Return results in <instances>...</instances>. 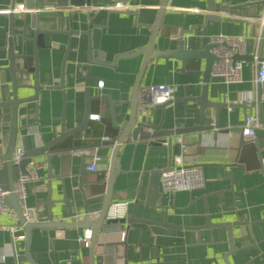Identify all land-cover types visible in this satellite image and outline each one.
<instances>
[{
  "label": "crops",
  "instance_id": "crops-1",
  "mask_svg": "<svg viewBox=\"0 0 264 264\" xmlns=\"http://www.w3.org/2000/svg\"><path fill=\"white\" fill-rule=\"evenodd\" d=\"M115 1L92 0L88 8L48 6L39 12L38 25L45 33L37 40L41 45L37 48V62L32 66L38 67L39 72L19 73L17 80L18 84L33 87L39 83L41 89L37 100L19 108L16 146L23 145L26 153L36 151L57 138L63 124L70 130L84 121L90 38L82 31H89L92 25L103 27L100 50L106 62L114 65L94 64L90 71V94L106 96L91 99V114H99L100 119L90 117L85 129L57 144L49 163L47 153L31 157L38 164L36 173L40 176L39 180L26 183L27 205L36 212L34 222L48 221L50 214L56 222L77 221L85 217L87 209L94 216L103 207L112 151L121 133L117 125L122 127L129 118L133 84L143 62V54L119 56L149 43L151 26L161 3V0H129L128 6H123ZM23 2L0 0V101L13 97L9 38H13L16 53L36 52L37 41L33 40L36 31L31 28V14L23 13ZM210 5L207 0H170L156 49H176L181 31L193 28V34L185 35L186 44L193 49L205 47L214 34L245 36L247 54L252 57L243 59L242 81L226 84L211 78L209 87L212 101H226L232 107H221L218 112L216 107L206 108L205 123H215L217 114L218 127L205 132L202 144H197L198 133L193 128L200 121V109L197 102L183 101L201 93L202 76L190 72L197 66L191 62L183 66L181 61L171 58L149 61L141 87L161 83L177 87V101L166 106L164 115L163 109H157L156 122L164 120L163 128L181 132L173 136L171 147L167 143L154 145L148 140L127 139L118 155L119 173L113 183L112 202H128L126 219L133 215L163 221V210L146 205L151 172L164 170L170 165L171 154L173 160L181 153L176 142L181 136L187 146V161L202 168L204 187L167 194L163 193L160 181L162 195L157 205L168 208V222L184 227L112 223L98 234L94 264H227L226 259L230 264H264V221H260L264 217V131L258 129L251 137L240 131L252 114L264 122V96L255 82L252 61L254 53L264 59V0H215V12L209 11ZM126 8L138 13L137 23L134 15L124 12ZM15 9L20 12L13 24L9 10ZM212 14L218 19L208 21ZM142 23L151 26L140 27ZM72 30L80 34H71ZM204 65L202 61V68ZM14 66L23 68V60H15ZM62 79L66 83L65 112L63 90L58 88ZM99 81L105 83L103 88L99 87ZM34 93V89L26 92L21 88V95ZM250 95L254 101H248ZM240 104L248 107L242 108ZM1 111L0 155H3L11 141L13 108ZM105 135L112 136V141H104ZM94 147L101 158L96 169L88 171L86 165L91 161L88 152ZM207 218L214 223L236 220L244 223L233 228L235 253H228L226 228L201 227ZM18 222L9 213L0 215L1 224ZM87 229L35 228L30 234L29 249L23 228L19 231L25 234L23 240H13L9 230H0V264H90V246L81 240ZM26 250L30 255L24 259Z\"/></svg>",
  "mask_w": 264,
  "mask_h": 264
},
{
  "label": "water",
  "instance_id": "water-1",
  "mask_svg": "<svg viewBox=\"0 0 264 264\" xmlns=\"http://www.w3.org/2000/svg\"><path fill=\"white\" fill-rule=\"evenodd\" d=\"M17 0H14L16 3ZM23 5L25 8V14H31V28L36 31L35 38L33 40H41L42 35L45 33V31L41 30L39 28V20H40V10L43 7H48V6H54L55 8H66V6L69 7H78V8H88L90 6L92 0H23ZM170 0H161V3L159 5V14L154 22V24L148 25L145 23H142L140 27L142 26H148L152 28V33H151V38L149 43L141 48L138 49L134 52L131 53H125L124 55H120L119 57H131L135 56L138 54H143V62H142V67L136 77L135 83L133 84V90L131 94V106H130V113H129V118L124 122V125L121 127L120 125H117L119 129H121V133L119 138L117 139L113 151H112V158H111V163H110V168H109V176L107 179V191H106V196L104 199L103 207L102 209L94 216H92L89 212V210H86V215L83 219L77 220V221H71V222H66V221H59L56 222L53 219V214H50V218L48 221H43V222H34V221H26L25 217L23 216L21 205H20V200L19 197L12 191L14 189L15 182L22 176V174H27V168L29 164L32 162L33 156L35 154H44L47 153L49 154L48 156V163L50 162L51 158V153L53 151V148L57 146V144L62 143L63 141L69 139L70 137H74V134L77 132L85 129V127L88 125L90 122L91 118V99L93 98H104L106 97L105 95H91L90 94V78H91V68L94 64L97 65H105V66H113L114 63L106 62L105 60V54L103 51H101L100 47V39H101V34H102V26H97V25H92V27L89 29V31H82V34H86L88 38H90V49H89V54H88V65H89V73L87 76V79L85 81V98L87 101V106H86V111L84 115V121L79 124L78 126H75L73 129H66V126L63 124L62 126V132L57 135V138L53 139L50 142L44 143L43 145L39 146L36 151L32 152H25V157L22 159V162L18 165L13 164L11 159H12V153L17 145V135L20 130L19 127V121L17 120L18 116V111L19 108L22 104L28 103L30 101H34L38 99L39 92L41 89V86L39 83L35 87L29 85V84H18L17 80V75L19 73H29L35 71L36 74H38V67L34 68L33 62H37V48L38 45L41 43H36V52L34 55H28L25 52L23 53H16V49H14L13 45V38H9L8 40V46L7 49L9 50V69L12 74V85H13V97L8 99V100H2L0 101V117L2 115L3 108L5 107H12L13 112H12V120H13V125H12V131H11V141L9 144V147L7 151L3 154L0 155V162L4 163V166L0 168V185L1 187L5 190L12 191L9 193L5 200L9 204L10 207H12L18 214V226L23 228L26 232V240L25 244H27V247L29 249V239H30V234L31 231L35 228L38 229H46V228H56V227H66V228H88L92 230V237L90 240V264H94V250H95V245L97 241L98 234L100 230L104 227H107L109 225H112V223H120V224H130L132 222H143V223H151V224H158L161 226H172L175 228H183L180 225H176L173 223L168 222L167 220V215H168V208L165 206L164 208L162 206L157 205V200L158 197L161 196L160 192V181H161V176L164 170H159L156 169L151 172V177H150V182H149V191H148V198L146 201V205H151L154 208L161 209L163 210L164 213V220L163 221H154V220H149V219H138L135 218L133 215L130 216L128 219H122V220H107V214L108 211L112 205L113 201V183L114 180L119 173V151L121 150L122 146L127 142V139L130 138L133 141H145L148 140L150 143L154 145H162L163 143H167L170 147L173 144L174 140V135L178 134L181 132L178 131V129H166L163 128V121L157 123L156 122V117H155V112L157 109H163V115L165 112V108L168 104L174 103L177 100L169 101L166 103H162L161 105L151 107V108H146L145 113L143 114L140 109H139V89L142 85V79L145 74V70L147 68L148 62L151 61L152 59H155L156 61L160 60L161 58H171L175 60L181 61L183 63V66H186L188 62L193 63L195 69L191 70L190 72L193 74H199L202 76L203 80V86L201 93L197 95V97H188L184 98V102L189 103V102H197L199 109H200V121L198 125L193 128L194 131L198 133V141L197 144H202L204 140V134L205 132H210L212 130H215L216 127H218V115H216V120L215 123H205V110L208 107H216L217 112L221 107L225 106H230L232 107L231 104H228L226 101H212L209 97V87L211 83V71L212 67L214 65V61L216 60L217 56L215 53L212 52L213 47L215 46L214 43H207V45L203 48L200 49H193L188 47L186 44L185 40V35L187 34H193L195 28L190 29V30H182L179 36V41H178V47L176 49H156V41L159 36L160 32V25L162 22V19L166 13V9L168 6ZM210 2L209 6V11L210 12H215V0H207ZM129 0H116L115 3H121L123 6H128ZM114 9V8H113ZM117 11V10H116ZM20 12V11H19ZM125 13L132 14L135 16V22L137 23L138 21V13L131 11L130 9H125ZM23 21H27V18H21ZM218 19V16L215 14H212L211 16L208 17V21H213ZM15 14H12V23L14 24L15 22ZM76 33L80 34V32H77L75 30L71 31V34ZM252 56L250 54H245V55H236L234 59H249ZM23 60V68H16L14 66L15 60ZM118 59V58H116ZM202 61L205 62L204 67L202 68ZM21 88L24 89L26 92H28L29 89H34L35 93L34 94H28V95H21ZM61 90H63V101H64V112L66 109L67 101H66V83H64L63 79L61 81V85L58 86ZM109 98V97H108ZM242 108H247V104H240ZM112 111H114V108L112 106ZM162 115V116H163ZM242 132V128L240 129ZM170 162L169 164L171 165L172 161V154L170 157ZM50 202H53L52 198ZM51 204V203H50ZM207 223L202 225V228H219L223 227L226 228L228 232V239H229V244H230V250L229 254L235 253L237 248L235 246V240L233 239V228L236 227V225L244 224L240 220H236V222H218L214 223L210 221L208 218L206 219ZM260 221H264V217L260 219ZM187 226H185L186 228ZM200 227V228H201ZM188 228V227H187ZM197 229V228H196ZM29 250H26L25 253V258L29 257ZM227 258V257H226ZM227 260V264H230L229 259Z\"/></svg>",
  "mask_w": 264,
  "mask_h": 264
},
{
  "label": "built area",
  "instance_id": "built-area-1",
  "mask_svg": "<svg viewBox=\"0 0 264 264\" xmlns=\"http://www.w3.org/2000/svg\"><path fill=\"white\" fill-rule=\"evenodd\" d=\"M12 14H18V11L9 10ZM211 43L215 46L212 52L217 56L212 67L211 75L212 78L221 80L226 84H232L241 82L242 70L244 62L241 59H234L236 55H245L248 53L247 38L242 35H228V34H214L211 39ZM252 61L255 67V82L260 87L261 96H264V59L257 53L253 54ZM99 87L103 88L105 83L102 81L98 82ZM177 87L173 84L161 83V84H150L144 85L139 89V109L144 114L146 108L155 107L175 100ZM248 101H254V96L247 97ZM92 118L100 119L99 114H91ZM262 129L264 131V122H260L257 115L252 114L248 116L244 125L242 126V132L245 136L251 137L257 134V130ZM112 136L105 135L103 140L106 142L112 141ZM176 142L180 145L181 153L174 156L171 161V165L164 168L161 176V187L163 193L171 194L175 191L182 190H200L204 187L205 180L203 171L200 166L195 163L187 161L188 151L186 142L183 136L177 137ZM91 156V161L86 165L88 171H93L97 167V162L100 160L101 155L97 152V147L92 148L88 152ZM25 149L23 145L15 147L12 153V163L20 164L22 159L25 157ZM4 166L3 162H0V168ZM37 163L31 162L27 168V174L22 176L15 182L14 189L12 190L20 200L23 216L26 221H34L36 212L34 208L27 205V191L26 183L29 181H36L40 179L38 173H36ZM12 191L4 190L0 185V215L9 213L14 218L18 219L17 212L9 206L6 202V196ZM128 202H112V205L107 214V220H122L126 219L128 213ZM0 230H9L13 235V240H23L25 234H19L20 227L10 224H1ZM125 234L122 235V238ZM92 237V230L87 229L85 234L81 237L82 242L86 246H90V240Z\"/></svg>",
  "mask_w": 264,
  "mask_h": 264
}]
</instances>
